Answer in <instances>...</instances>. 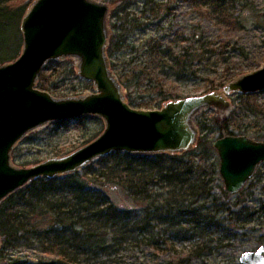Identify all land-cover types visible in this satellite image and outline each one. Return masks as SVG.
Here are the masks:
<instances>
[{
  "label": "trees",
  "instance_id": "16d2710c",
  "mask_svg": "<svg viewBox=\"0 0 264 264\" xmlns=\"http://www.w3.org/2000/svg\"><path fill=\"white\" fill-rule=\"evenodd\" d=\"M15 1L0 0V65L21 55V22L34 2ZM126 42L123 34L110 39L107 53L111 61ZM173 42L162 38L143 46L142 57L150 55L154 65L148 76L160 74L182 81L186 73L199 75L207 65L216 67L226 53L222 50L226 46L208 48L204 36L195 41L193 51L185 48L175 52ZM114 63L111 66L132 107L161 108L137 102L128 93L131 82L142 79V70L121 73ZM214 126L201 124L195 146L182 153L117 151L81 171L42 177L10 194L0 203V264H113L142 246L156 250L162 233L170 239L181 236V241L204 237L216 224L217 214L230 211L228 204L213 193L215 180H220V159L212 140L217 132ZM228 127L226 121L221 129ZM220 188L224 197L230 198L225 188ZM116 193L134 200L137 207L125 204L123 198L117 200ZM20 248L30 254L22 258L17 252ZM199 248L194 246L192 252L199 254Z\"/></svg>",
  "mask_w": 264,
  "mask_h": 264
},
{
  "label": "rangeland",
  "instance_id": "374dc122",
  "mask_svg": "<svg viewBox=\"0 0 264 264\" xmlns=\"http://www.w3.org/2000/svg\"><path fill=\"white\" fill-rule=\"evenodd\" d=\"M25 1L17 0L15 4ZM93 1L108 6V46L113 37L118 38L123 34L127 39L114 61L107 53L113 75L119 82L112 62L121 73L123 70H142V79L131 82L128 91L137 102L160 105L162 108L170 101L212 92L222 93L230 82L264 67V0ZM203 36L208 39V48L226 46L222 49L226 53L219 58L222 60L219 65H207L199 75L186 73L182 81L166 79L160 74L158 77L148 76L154 67L150 55L142 57L143 46L148 42L165 38L166 41H174L172 46L175 52L185 48L193 51L195 41ZM131 58L136 59L132 61ZM225 75L227 77L223 78ZM40 76L38 82L44 88L38 83L37 87L49 92L55 99L81 98L97 93L94 82L79 75V61L74 57L49 62ZM231 77V80L227 79ZM122 89L126 99L123 86ZM223 96L224 104H211L193 115L191 124L197 130V139L200 125L207 123L208 126L215 125L217 130L212 135L213 142L221 138L220 135L227 136L230 132L264 142V91ZM165 97L173 99L165 101ZM226 121L229 127L221 129ZM105 128V120L96 115L47 123L31 130L16 143L12 163L17 168H29L53 158L68 156L94 141ZM214 184L213 193L228 204L230 211L219 212L215 218L216 224L205 232L204 237L181 241V236H171L170 239L162 233L156 250L142 246L134 252L123 254L113 264H240L239 259L244 252L264 246V161L257 166L253 177L239 193L229 194L230 198L224 197L221 191L220 186L224 187L221 176ZM114 197L117 200L123 198L125 204L137 207L134 200H126L122 193H116ZM194 246H200L199 254L192 252ZM17 252L22 258L30 254L23 248Z\"/></svg>",
  "mask_w": 264,
  "mask_h": 264
},
{
  "label": "water",
  "instance_id": "95a60500",
  "mask_svg": "<svg viewBox=\"0 0 264 264\" xmlns=\"http://www.w3.org/2000/svg\"><path fill=\"white\" fill-rule=\"evenodd\" d=\"M108 6L93 0H37L21 23L23 49L13 62L0 66V203L39 178L80 171L113 152L154 155L182 153L196 143L193 115L224 96L264 91V67L239 77L223 88L177 101L160 109H137L125 99L107 56ZM74 57L79 75L93 81L97 93L55 99L37 87L45 66ZM96 115L106 128L94 141L62 158L29 168L12 163L16 143L28 132L50 122ZM220 159L219 173L229 194H237L264 161V142L246 135H227L213 142ZM2 237L0 236V244ZM240 264H264V246L244 252Z\"/></svg>",
  "mask_w": 264,
  "mask_h": 264
}]
</instances>
